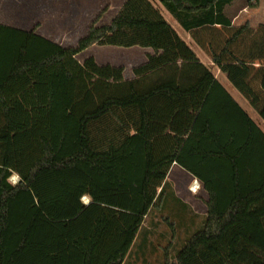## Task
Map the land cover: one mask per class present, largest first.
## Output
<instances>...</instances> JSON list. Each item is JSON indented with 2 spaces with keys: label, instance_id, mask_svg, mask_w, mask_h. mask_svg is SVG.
Here are the masks:
<instances>
[{
  "label": "trees",
  "instance_id": "1",
  "mask_svg": "<svg viewBox=\"0 0 264 264\" xmlns=\"http://www.w3.org/2000/svg\"><path fill=\"white\" fill-rule=\"evenodd\" d=\"M157 1L264 119V25L233 27L226 8L234 0ZM103 14L74 47L46 41L35 29L0 28V264H123L150 212L158 208L157 218L172 225L164 200L177 198L167 176L175 164L190 171V155L229 161L232 196L223 204V182L207 180L203 225L180 238L174 255L167 249L164 264H264V172L244 187L257 176L240 164L251 119L225 92L229 105L210 104L220 86L211 68L150 0H126L99 25ZM217 25L224 32L207 39L205 30ZM94 45L154 53L125 79L122 66L77 60ZM223 114L233 116V127L237 115L248 124L234 154L228 150L236 131L218 121ZM199 125L215 149H191ZM23 194L35 205L9 248L13 203Z\"/></svg>",
  "mask_w": 264,
  "mask_h": 264
},
{
  "label": "crops",
  "instance_id": "2",
  "mask_svg": "<svg viewBox=\"0 0 264 264\" xmlns=\"http://www.w3.org/2000/svg\"><path fill=\"white\" fill-rule=\"evenodd\" d=\"M104 1H108L109 4H111V8H114L112 7L114 5L117 6L116 14L126 2V0ZM104 1H101V5ZM150 1L157 9L160 10L163 17L172 25L180 37L197 54L201 62L211 68L220 86L214 89L215 93H212L211 95L210 104L229 105L230 101L225 95V93H227L236 102V104L242 107L243 103H245V98L243 95L240 94L227 80L226 76L221 72L218 66L213 63L207 52L199 46L195 38H193V35L185 31L157 0ZM0 5L2 7H0V27L6 26L22 31H32L35 29L36 34L43 37L46 41L53 42L54 44L61 47L76 46L78 41L88 32L89 25L86 23V0H0ZM258 7L259 5L257 7H251L248 1L247 4H244L237 9L236 18H232L228 15L229 6L226 8V13L232 20L233 27L240 28L247 26L249 30L251 29L254 31L257 30L261 25H264L263 20L255 19L251 12L249 13V11L256 10ZM116 14L113 16V18L116 16ZM12 15H14V18H12ZM211 31L216 33L219 31L224 32L221 25L208 27L205 30V32H207V39L208 33ZM198 39L201 40L199 35ZM153 53L154 50L151 48H122L115 46L94 45L79 53L76 58L80 63H83L89 57H94L97 63L100 65L111 64L114 66H122L124 68L125 79H132L134 78V68L146 63L148 54ZM217 118L218 121H230V119H232L231 114H223ZM235 124L233 123L234 128H236ZM200 125L198 126L196 137L194 141H192L191 149L197 148L200 145L204 151L209 152L211 149H215V146L210 142V139L199 135ZM228 127L230 130L231 122H229ZM235 138H233V142L230 144V146L234 144ZM220 140L225 142L227 137L222 135ZM198 141H201V144H198ZM188 164L190 171L178 164L173 165L167 176V181H169L173 186L174 194L177 198V200L175 199L173 201L174 204H176L177 207H180L181 209L184 208L183 205L189 206V210L187 211L192 217L190 224H187L182 220H179L178 223H176L171 219L172 225L163 222L168 226L166 225L167 227L163 232H158L159 235L157 236L159 239H167L169 244L165 249L161 250V256L158 252L155 254L156 258L162 257V259H157L158 261H153L152 259L149 261L148 258H135L134 260H128L127 256L123 264H164L165 251L167 249H170V251L173 249L176 236H178L177 238L184 239L203 225L208 214L207 201L209 199L208 192L205 189V182L211 179L217 180L219 183L222 182V180L227 177V175H224L221 170L223 168L222 166L225 164L226 169H228L231 168V164L225 159H204L201 155H190L188 157ZM217 169H219V171H217ZM193 186H196V192L191 190ZM184 211L186 212V210ZM151 214L152 212H150V214L146 217L144 227L142 228V230H144L141 240L142 244L140 245L142 251H145L147 248L149 251H154V232H150L152 231V226L149 227L146 225V222L148 219H150ZM180 215H184V212L179 214V216ZM150 222L152 223L151 225H160L159 222L162 223V221H159L157 218L152 221L150 220ZM188 228H190L189 233ZM158 249L160 250V247H158L157 250Z\"/></svg>",
  "mask_w": 264,
  "mask_h": 264
},
{
  "label": "rangeland",
  "instance_id": "3",
  "mask_svg": "<svg viewBox=\"0 0 264 264\" xmlns=\"http://www.w3.org/2000/svg\"><path fill=\"white\" fill-rule=\"evenodd\" d=\"M101 1H104V0H86V23L87 25L90 26L91 22L97 17V15L103 11H104V14L102 15L99 25L109 24L112 21L113 16L117 12V6L114 5L112 6L114 8H111V4H109L108 1L107 2L104 1L101 5ZM247 3H248V0H234V2L228 8V15L232 18H236L237 9ZM250 12L255 19L264 21V0H260L258 9L249 11V13ZM12 18H14V15H12ZM2 27H6V26H2ZM257 30H254V31H257ZM2 52H4V50L2 49V38L0 34V55L2 54ZM1 65H3L2 62H0V69L2 70L4 65L3 66ZM260 66H261L260 62H257L255 64V68H259ZM244 102L245 103H243V106L242 107L239 106V107L241 108L243 113L247 115V117L249 118L251 117L250 119L252 121L251 128H252L253 135H252V141L250 143V146L248 147V149L245 152V155L242 158L243 160L241 162V165H242V169L244 170L243 173H245L247 176L249 175L250 171H253L255 169L257 177H253V179L250 182H247L246 185H244V187H252L257 184L258 179L261 178L262 173L264 172V119L260 116L259 112L249 103L247 99H245ZM238 120H240V122L237 127ZM235 121H236L235 126L237 128H234L231 122V129H230V130H235L236 131L235 135H237L235 138L234 144H232L229 149L231 154H234L236 150L238 149V147H240L248 138V130H247L248 124L246 123L245 118H242L241 116L237 115V118L235 119ZM225 164L224 166H222L223 168L221 170L224 175L225 174L227 175V177L222 180L223 186L219 190L220 200L223 204L228 203L230 197L232 196V183L230 181L231 168L226 169ZM217 171H219V169H217ZM133 175L137 178H140L141 173L140 171H134ZM17 181H18V177L14 175L11 178V182L15 184ZM83 199H85L84 200L85 203H88L90 201L88 197H85ZM164 201L168 202L167 207L172 212V215L170 216L171 220H173L176 223H178L179 220H182L185 223L190 224V220L192 219V217L189 215V212L187 211L186 208L181 209L180 207H177V205L174 204L172 201L171 203L168 200H164ZM13 204H14V208H13L12 224L7 232V245L9 246V248H13L15 243L19 240L22 234L24 225L26 223L28 213L34 207L35 202L30 194H23L19 198L18 202H14ZM184 210H186V212ZM182 212H184V215L179 216V214H181ZM157 214H158V208L152 211L150 219H148L146 222L147 226L149 227L152 226L151 227L152 231L150 232H154L153 233L155 237L154 249H153L154 251H149L148 248L145 251L141 250L140 245L142 244L141 240H142V235L144 231L142 230L138 236V239H136V243L133 246L132 251L128 255V260L129 259L134 260L135 258H138V259L148 258L149 261L151 259L153 261L157 259H162V257L156 258L155 254L156 252H158L159 255L161 256V252H162L161 250L167 247V245L169 244V241L167 239H159L157 235H159L158 232H163L164 229L168 225L164 224L163 222L162 223L159 222L160 225H157V224L151 225L152 223L150 222V220L152 221L156 219ZM157 219L160 221L159 218ZM189 229L190 228H188V233H189ZM177 237L178 236H176L175 238L176 240H174L175 241L174 245L173 244H170V245H173V249L179 248L180 250L182 247H179V246L181 245L182 241L180 240V238H177ZM158 247H160V250L159 249L157 250ZM173 249L170 251L172 255H174V250H175Z\"/></svg>",
  "mask_w": 264,
  "mask_h": 264
},
{
  "label": "built area",
  "instance_id": "4",
  "mask_svg": "<svg viewBox=\"0 0 264 264\" xmlns=\"http://www.w3.org/2000/svg\"><path fill=\"white\" fill-rule=\"evenodd\" d=\"M191 190H192L193 192H196V186H193V187L191 188Z\"/></svg>",
  "mask_w": 264,
  "mask_h": 264
},
{
  "label": "bare ground",
  "instance_id": "5",
  "mask_svg": "<svg viewBox=\"0 0 264 264\" xmlns=\"http://www.w3.org/2000/svg\"><path fill=\"white\" fill-rule=\"evenodd\" d=\"M85 200V199H84Z\"/></svg>",
  "mask_w": 264,
  "mask_h": 264
}]
</instances>
